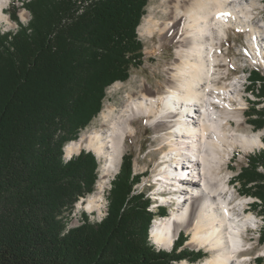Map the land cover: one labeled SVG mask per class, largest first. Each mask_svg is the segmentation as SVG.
I'll use <instances>...</instances> for the list:
<instances>
[{
    "label": "trees",
    "instance_id": "obj_1",
    "mask_svg": "<svg viewBox=\"0 0 264 264\" xmlns=\"http://www.w3.org/2000/svg\"><path fill=\"white\" fill-rule=\"evenodd\" d=\"M148 3L30 0L24 3L30 21L16 32L0 31V264L202 259V252L182 249L181 234L171 250L154 243L155 214L145 194H133L141 177L128 156L112 182L106 216L93 223L83 215L84 224L70 227L79 198L94 193L99 162L85 150L66 160L64 147L100 114L107 89L143 65L138 28ZM15 7L11 2V19L18 23ZM249 83L257 98L250 103L251 122L261 129L264 107H256L264 103V75L252 70ZM239 181L241 193L264 207V150L248 157Z\"/></svg>",
    "mask_w": 264,
    "mask_h": 264
},
{
    "label": "bare ground",
    "instance_id": "obj_2",
    "mask_svg": "<svg viewBox=\"0 0 264 264\" xmlns=\"http://www.w3.org/2000/svg\"><path fill=\"white\" fill-rule=\"evenodd\" d=\"M10 1L0 0V27L12 26L4 13ZM20 1L22 4L25 0ZM161 4L162 15L167 18H147L141 27L145 35L158 39L148 53L160 54L167 46L172 48L171 61L159 69L163 81L153 88L143 80L139 90L129 92L119 108L108 106L101 111L98 125L64 149L66 160L88 150L100 161L96 191L86 202L80 199L75 207L103 213L105 186L118 174L126 139L135 136L134 123L142 119L169 147L162 154L163 165L154 174L153 182L161 195L153 203L156 208L163 207L167 198L162 193L169 190L174 192L172 202L176 204L170 216L152 225L154 243L160 249H172L184 231L188 237L186 246L210 253L201 264H249L244 259L246 255L240 253L247 246L245 234L255 226L257 218L244 212L249 199L233 203L230 181L227 183L222 169L238 148L250 153L264 143L261 132L250 134L233 129L231 122L243 124L241 115L246 104L239 88L245 79L235 76L224 83L228 72L223 67L233 62L225 57L223 46L232 28L244 35V50L251 62L264 65V24L253 21L261 5L259 0H162ZM27 15L28 23L31 16L29 12ZM15 23L17 27L10 32H16L21 24ZM184 182L190 184L183 187ZM73 209L70 227L76 228L84 223L77 220ZM104 212L99 221L107 209Z\"/></svg>",
    "mask_w": 264,
    "mask_h": 264
},
{
    "label": "rangeland",
    "instance_id": "obj_3",
    "mask_svg": "<svg viewBox=\"0 0 264 264\" xmlns=\"http://www.w3.org/2000/svg\"><path fill=\"white\" fill-rule=\"evenodd\" d=\"M161 1L162 0H149L148 6L146 8V14L143 17L141 24L139 25V28H138V37H139V40L143 44V53H144L143 65L139 68L132 69L127 81L116 82L107 89L106 97L104 100V106L101 111L106 109L108 106H114V107L119 108L124 102V99L126 98L129 92H137V90H139L140 88L139 85L141 84L143 80H146L148 84L151 85L153 88L154 87L156 88L157 83L163 81L164 75L159 69H161V66L163 64L171 61L173 57L172 48L171 46H167L161 51L160 54L153 55V54L148 53L152 51L158 39L156 36L154 38H150L147 35H145L144 30L141 27L142 24L145 23L144 20L147 18H153L154 20H161V19L167 18V16H165L164 14L162 15ZM20 3L21 1L16 2V6L18 7V8L15 7L16 13H18L17 11L21 12L18 15L16 14V16L18 18V21L21 24H26L28 21V15H27L28 12L27 10H25L23 6V3H26V0L22 4ZM259 3L261 7L260 9L259 8L257 9V15L255 16V19L253 21L254 22L260 21L259 23L262 22L264 24V0L262 1L259 0ZM4 13L7 16L8 15L11 16L10 4L8 5L7 8L4 9ZM22 13H24L25 15L22 16ZM10 21L12 23V26L7 27L3 25L0 27V31L7 32L10 30H14L17 27V24L14 21H12L11 19ZM244 48H247V43H246L244 35L242 33L239 34L237 33L236 30L230 28L228 30L227 39L224 42L223 51L225 50L224 51V53L226 54L225 57L231 60L233 64H230L229 66L226 65L223 67V69L227 70L228 72L227 76L224 77V79H226V82L224 83L231 82L235 76L244 78L245 81H243L242 83L243 86H241L239 90L242 91L243 98L246 104L243 114L241 115L242 120H243V124H242L243 126L242 125L236 126L235 122H231V124L233 126V129H237L238 132L250 133V134L254 132H261L262 140L264 143V127L261 129H257L254 123L251 122L252 120L256 119V116H253L254 113H252L250 109L251 108L250 103L256 102L257 98H256V91H255L254 85H250L249 83V73L253 70V71H258L262 75H264V65L255 64L251 62ZM249 85L253 86L252 90H254L255 92L252 93L250 91L251 87L248 88ZM262 107H264V103L257 106L256 108L261 109ZM99 115L96 118H94L89 124V126L81 132L80 136L84 132L90 131L93 126L98 125ZM134 126L136 128V134L135 136L126 139L125 144L127 148H126V151L124 152V156H128L132 159L133 171L134 173L140 174V177H141L139 181L137 182L138 184L136 183L135 185V193L133 194H138L139 192H141L145 194L144 198L146 199L149 198V196H151V198H149L151 202L150 210L153 211V213L155 214V217L152 219V225H153L155 222H157V220H163V218L170 216L171 210H174L176 207V204H173L172 202L174 201V198H173L174 192H171V191L169 192V190L162 193V195L167 198L166 204L163 205V207L158 206V208H156L157 206H155V204L153 203V199L158 200L157 199L158 195H161V193L157 194V191H156L157 187L153 182L155 178L154 174L156 173L157 169L160 168V165H163L161 164L163 160L162 154L164 152H167L169 147L166 143H161L162 142L161 138L159 137L156 138L154 130L149 125L146 124L145 120L141 119L140 121L135 122ZM241 150L242 149L238 148V150L234 151L232 155L234 157H232L227 162L226 166H224V168L222 169V173L223 175H226V178H227L226 180H228L227 183H229L230 181V183L228 184L229 185L228 187H229V192L231 191L230 193L233 194V197H232L233 203L235 202L237 203V201H240L242 199L243 200L249 199L247 201L248 205L244 208V210L246 209L244 212L251 213L257 218V223L255 224V226L248 228V231L245 234V240L247 242V246L245 247L244 251L240 253V255H246L244 259L246 258V262L249 264H259L257 262L259 259L264 260V242L263 243L259 242L260 230L264 228V215L262 213L264 210V207L261 205L257 197L252 196V195L249 196V195H245L241 193V190L243 188H241L242 183L239 181V175L241 173L239 169H241L243 166H245V164L248 163V159L246 160V157L244 158V156L252 155V152L244 153ZM260 150H264V146L260 149H255L254 151L255 153H257ZM96 174H97L96 181H98L99 174H100V161H99V167L96 171ZM116 175H114L109 181V183L105 186L106 188L103 194V201H102V212L103 213L100 214L97 211H92L93 212L92 213L91 211H87L86 209H84L85 206L84 208H82L81 206L79 208L75 207V209H73L74 210L73 213L76 215L77 220L79 222H81V219H82L81 215H87L90 222H93V223L99 222L100 218L106 212V211L104 212V210L107 209V206H108L107 196L109 195V191L112 188V182L115 180ZM252 185L253 183L248 184L246 188H251ZM96 188H97V183L95 182L94 192L96 191ZM89 195L79 198L81 199L80 201L83 200L86 202V199L89 197ZM80 201L78 204H80ZM85 202H82L81 205H85ZM157 202L158 201H156V205H158ZM255 205H257L256 208H255ZM160 208L161 210H159ZM187 238H188L187 234L184 231L181 232V242L184 243V245L182 246V249L202 252V259L198 260L195 263H191V259L187 258L178 264H201V262H203L206 259V257L210 256V253L206 252L204 248L192 249L190 248V246H186L185 242L187 241ZM176 240L174 244L175 243L177 244L178 240L177 241Z\"/></svg>",
    "mask_w": 264,
    "mask_h": 264
},
{
    "label": "built area",
    "instance_id": "obj_4",
    "mask_svg": "<svg viewBox=\"0 0 264 264\" xmlns=\"http://www.w3.org/2000/svg\"><path fill=\"white\" fill-rule=\"evenodd\" d=\"M18 13H17V15L19 14V13H21V12H19V11H17ZM76 206H79V205H76Z\"/></svg>",
    "mask_w": 264,
    "mask_h": 264
},
{
    "label": "snow or ice",
    "instance_id": "obj_5",
    "mask_svg": "<svg viewBox=\"0 0 264 264\" xmlns=\"http://www.w3.org/2000/svg\"><path fill=\"white\" fill-rule=\"evenodd\" d=\"M220 15H226L225 13H221Z\"/></svg>",
    "mask_w": 264,
    "mask_h": 264
},
{
    "label": "water",
    "instance_id": "obj_6",
    "mask_svg": "<svg viewBox=\"0 0 264 264\" xmlns=\"http://www.w3.org/2000/svg\"><path fill=\"white\" fill-rule=\"evenodd\" d=\"M87 152H89L88 150H86ZM93 153V152H92ZM94 154V153H93ZM95 155V154H94ZM96 156V155H95Z\"/></svg>",
    "mask_w": 264,
    "mask_h": 264
}]
</instances>
